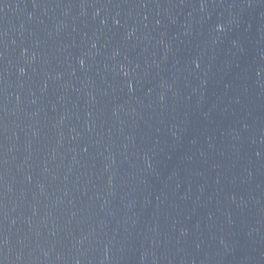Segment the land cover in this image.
<instances>
[{"label": "water", "instance_id": "water-1", "mask_svg": "<svg viewBox=\"0 0 264 264\" xmlns=\"http://www.w3.org/2000/svg\"><path fill=\"white\" fill-rule=\"evenodd\" d=\"M0 264H264V0H0Z\"/></svg>", "mask_w": 264, "mask_h": 264}]
</instances>
